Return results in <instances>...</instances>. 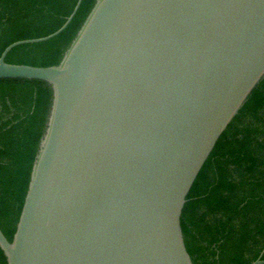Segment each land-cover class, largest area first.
<instances>
[{
	"label": "water",
	"instance_id": "water-1",
	"mask_svg": "<svg viewBox=\"0 0 264 264\" xmlns=\"http://www.w3.org/2000/svg\"><path fill=\"white\" fill-rule=\"evenodd\" d=\"M0 80L53 104L8 264H193L181 227L217 142L264 79V0H97L57 66ZM264 249L252 264H264Z\"/></svg>",
	"mask_w": 264,
	"mask_h": 264
},
{
	"label": "trees",
	"instance_id": "trees-1",
	"mask_svg": "<svg viewBox=\"0 0 264 264\" xmlns=\"http://www.w3.org/2000/svg\"><path fill=\"white\" fill-rule=\"evenodd\" d=\"M78 0H0V57L11 44L49 36ZM97 0H83L49 41L14 48L6 62L57 66ZM53 89L38 80H0V229L12 242L46 133ZM193 264H252L264 249V79L217 142L183 209ZM264 260V255L262 257ZM0 264H8L0 247Z\"/></svg>",
	"mask_w": 264,
	"mask_h": 264
}]
</instances>
